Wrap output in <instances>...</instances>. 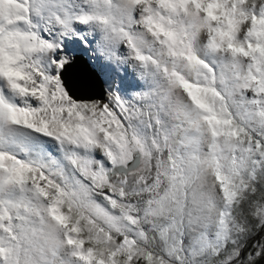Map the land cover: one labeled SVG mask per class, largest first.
<instances>
[{
	"label": "snow or ice",
	"instance_id": "snow-or-ice-1",
	"mask_svg": "<svg viewBox=\"0 0 264 264\" xmlns=\"http://www.w3.org/2000/svg\"><path fill=\"white\" fill-rule=\"evenodd\" d=\"M0 264H264V0H0Z\"/></svg>",
	"mask_w": 264,
	"mask_h": 264
},
{
	"label": "water",
	"instance_id": "water-1",
	"mask_svg": "<svg viewBox=\"0 0 264 264\" xmlns=\"http://www.w3.org/2000/svg\"><path fill=\"white\" fill-rule=\"evenodd\" d=\"M73 71H74L75 75H77V74L80 73L78 69H74ZM78 77H79V75H78ZM80 78H81V77H80ZM66 79H67V78H66ZM79 82H80V81H79ZM81 82H82V81H81ZM67 83H68V85L70 86V88H71L73 94H75V95H77V96L95 95V96L98 97V94H99V92L101 91V84H100V82H98V81L95 82V83H90V84H92L90 90H81V91L78 90V89L76 88V86H74V85H72V84H69V81H68V80H67ZM95 84H96V85H95ZM88 89H89V88H88ZM86 91H89V92H86Z\"/></svg>",
	"mask_w": 264,
	"mask_h": 264
},
{
	"label": "bare ground",
	"instance_id": "bare-ground-1",
	"mask_svg": "<svg viewBox=\"0 0 264 264\" xmlns=\"http://www.w3.org/2000/svg\"><path fill=\"white\" fill-rule=\"evenodd\" d=\"M78 75H79V77H78ZM80 77H81V74L80 73L77 74V75H75L74 71L71 70L68 73L67 80L69 81V84H72V85L76 86V88L78 90H80V91L81 90H89L88 87L85 85L82 77L81 78ZM79 81H82V82H79ZM92 83H95V82H92ZM86 92H89V91H86Z\"/></svg>",
	"mask_w": 264,
	"mask_h": 264
},
{
	"label": "rangeland",
	"instance_id": "rangeland-1",
	"mask_svg": "<svg viewBox=\"0 0 264 264\" xmlns=\"http://www.w3.org/2000/svg\"><path fill=\"white\" fill-rule=\"evenodd\" d=\"M81 82V81H80ZM82 86V85H81ZM88 88H89V90L91 89V86H92V84H88V85H86Z\"/></svg>",
	"mask_w": 264,
	"mask_h": 264
}]
</instances>
